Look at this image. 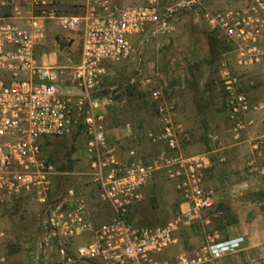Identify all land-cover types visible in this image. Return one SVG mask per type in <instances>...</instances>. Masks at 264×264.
Returning a JSON list of instances; mask_svg holds the SVG:
<instances>
[{
    "label": "built area",
    "instance_id": "built-area-1",
    "mask_svg": "<svg viewBox=\"0 0 264 264\" xmlns=\"http://www.w3.org/2000/svg\"><path fill=\"white\" fill-rule=\"evenodd\" d=\"M22 1L32 8L24 27L12 20L0 24V219L21 199L35 204L40 216L37 248L45 258L59 256V264H211L237 252L242 238L216 240L208 235L191 251L159 258L176 244L178 232L202 221V214L214 207V196L204 187L209 160L203 154L180 152L179 128L160 90L149 93L158 120L155 131L140 132L130 124L115 129L119 140L131 144L120 156L110 147L103 98L93 96L110 65L134 57L133 37L147 30L174 32L175 8L169 0H77L76 15H57L54 0ZM187 4L200 6L198 0ZM204 18L234 45L241 63L261 62L264 0H247L243 10L205 11ZM45 19L55 20L62 32L84 26L73 66L50 67L37 61L34 48L43 38L40 23ZM216 73L230 132L238 139L247 126L245 116L264 106L250 102L227 61L218 62ZM71 135L83 139L84 171H58L42 152L44 140ZM141 140L161 148L144 156L139 152ZM262 142L258 140L257 148ZM258 173L264 175V168ZM157 175L174 183L187 209L163 224L138 226L132 216ZM71 178L85 180L96 203L109 211L107 221L92 222L88 197L77 185L62 186L57 193V181ZM262 191L264 197V183ZM78 237H86V242L68 251ZM0 264H5L1 258Z\"/></svg>",
    "mask_w": 264,
    "mask_h": 264
},
{
    "label": "crops",
    "instance_id": "crops-1",
    "mask_svg": "<svg viewBox=\"0 0 264 264\" xmlns=\"http://www.w3.org/2000/svg\"><path fill=\"white\" fill-rule=\"evenodd\" d=\"M188 1L182 0L180 6H192L187 4ZM198 1L200 6H195L199 10L197 17L191 23H176L175 33H168V38L157 39V46L152 45L154 34L151 30L132 38L135 50L133 58L142 62V76L131 82L135 97L128 100V118L125 119L120 113L124 104H118L105 96L102 97L101 112L110 130V147L114 146L112 149L118 153V147H129L131 144L118 139L115 133L118 126L113 127L112 121L128 120L124 125L130 124L140 132L155 131L158 127L155 113L153 125H148L150 100L147 95L149 91L160 90L163 100L171 107V119L179 128L180 152L185 156L203 154L208 158L210 165L205 174L204 187L212 192L215 200L214 207L202 214V221L182 230L188 233L186 237L180 232L176 234L177 246L185 238L190 243L186 247L187 252L208 235L216 240L240 237L243 241L237 252L211 264H264V208L255 195L264 182V175L258 173L259 168H264V110L248 113L245 116L246 129L235 139L230 132L221 91V99L216 100V86L213 84L216 66L219 61L225 60L234 73L240 76L242 90L250 102L264 106V55L258 64L241 63L234 45L221 30L212 29L204 18L205 11L232 9L233 0ZM76 2L54 0L53 8L57 15H76L72 12L73 8L77 9ZM240 7L243 10L246 4ZM16 10L20 12L19 16ZM31 10V6L22 0H0V24L12 20L19 27H24V18ZM40 26L43 38L34 48L37 61L44 66L62 67L58 60L59 51L51 38L58 48L68 46V50L73 52L78 41L83 38L84 26L76 32H62L57 22L51 19L42 20ZM57 35L64 38V46L55 41ZM71 63L73 66L76 62ZM216 77L219 82L217 73ZM260 139L263 142L257 148L256 143ZM140 142L151 144L142 140ZM151 145L156 147V151L161 148V144ZM119 155L125 156V153ZM251 161L253 166L249 165ZM161 177L157 175L149 186ZM164 180L165 187L176 201L177 210H186L188 205L176 193L174 183ZM4 216L0 219V229L4 231V237L0 239V258L5 264H59L56 262L59 259L57 255L43 257L37 248V241L25 236L27 228L21 221L8 219V222H4ZM205 230L209 234L202 237ZM85 242L86 237L75 238L67 250L74 252Z\"/></svg>",
    "mask_w": 264,
    "mask_h": 264
},
{
    "label": "rangeland",
    "instance_id": "rangeland-1",
    "mask_svg": "<svg viewBox=\"0 0 264 264\" xmlns=\"http://www.w3.org/2000/svg\"><path fill=\"white\" fill-rule=\"evenodd\" d=\"M182 0H169V4L174 6L175 11L173 13V24L176 23H191L194 18L199 14V10L195 8V6H180V2ZM247 3V0H233L232 1V9H239L240 6H244ZM73 14H78L79 9L73 8ZM175 33V32H174ZM171 34V33H170ZM168 33H159L154 34L152 38L153 46H157V39L161 40L163 38H168ZM52 44L54 47L58 49V60L60 61L59 65L62 67H70L73 63L77 62L80 56L81 51V41H78L76 48L73 52L68 50V46L64 48H58L56 43L52 40ZM156 42L155 44H153ZM264 45V44H263ZM159 48V47H158ZM152 50V49H151ZM154 50V49H153ZM141 65L142 62H137L134 58L130 59L127 62L114 63L109 66L106 76L103 78L102 87L93 94L94 97L102 98L103 96L110 98L116 103L124 104L123 108L121 107L120 113H123L125 119L128 118L127 113L129 112L128 100L130 98L135 97V92L132 89V81L140 78L141 74ZM54 67V66H53ZM216 71V70H215ZM213 84L216 89H214L216 96V100L221 99L220 96V85L217 81L216 73L214 72ZM150 93V91H149ZM150 100V110L148 111L150 114V120L148 125H153V115H154V107L153 103L150 99V94L147 95ZM147 97L145 98L147 100ZM144 99V101H146ZM147 103V101L145 102ZM148 104V103H147ZM149 109V108H148ZM128 122V120L119 119L118 121H112L113 127L123 126L124 123ZM82 144L83 139L77 135H71L65 138H49L43 141L41 148L43 154L54 163L58 171H72L79 172L84 171L83 164V152H82ZM113 145V144H112ZM145 146V147H144ZM114 147V146H113ZM112 147V148H113ZM140 150L139 152L143 155L147 156L152 155L156 152V147L151 144L140 142ZM129 147L127 145H123L118 147L119 154H124ZM142 149V150H141ZM144 149V150H143ZM166 181L161 177L156 180L151 186L146 188V193H144L143 200L136 206L134 214L132 216V221L134 224L138 226H154L163 224L169 221L173 216L177 214L176 201L174 197L171 196L169 190L165 187ZM264 183V182H263ZM65 185H77L82 192L88 197L89 203V217L94 224H98L100 222L107 221L109 219V211L106 208L99 206L91 193L89 192V188L85 183L84 179L76 181V179H59L57 181V193L62 191V186ZM255 193L257 198L262 204L264 208V197L262 188L257 190ZM6 218H4V222H8L12 220L15 222H22L23 226L27 228V231L24 233L25 236L30 238H34L37 242L40 237V231L38 227V223L40 220L39 216V208L30 202L28 199H21L13 207L8 209L5 213ZM180 231V235L187 236V232ZM179 233V232H178ZM209 234L208 230L202 232L203 235ZM202 240V238H201ZM189 241L182 239V243L180 246L173 245L169 249L165 250L159 258L161 259H172L179 252H186L188 248ZM190 246V245H189ZM193 246V245H192ZM187 247V248H186Z\"/></svg>",
    "mask_w": 264,
    "mask_h": 264
},
{
    "label": "water",
    "instance_id": "water-1",
    "mask_svg": "<svg viewBox=\"0 0 264 264\" xmlns=\"http://www.w3.org/2000/svg\"><path fill=\"white\" fill-rule=\"evenodd\" d=\"M55 41L57 42L58 45L64 46L65 45V40L62 38L60 35H57L55 37Z\"/></svg>",
    "mask_w": 264,
    "mask_h": 264
}]
</instances>
